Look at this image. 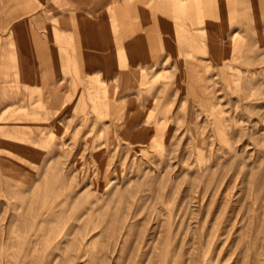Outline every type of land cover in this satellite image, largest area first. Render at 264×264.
Masks as SVG:
<instances>
[{
    "label": "rangeland",
    "instance_id": "1",
    "mask_svg": "<svg viewBox=\"0 0 264 264\" xmlns=\"http://www.w3.org/2000/svg\"><path fill=\"white\" fill-rule=\"evenodd\" d=\"M0 264H264V0H0Z\"/></svg>",
    "mask_w": 264,
    "mask_h": 264
}]
</instances>
